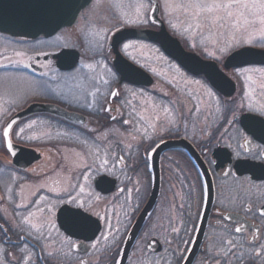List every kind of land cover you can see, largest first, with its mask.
<instances>
[{"label": "flooded vegetation", "instance_id": "obj_1", "mask_svg": "<svg viewBox=\"0 0 264 264\" xmlns=\"http://www.w3.org/2000/svg\"><path fill=\"white\" fill-rule=\"evenodd\" d=\"M105 1L124 0H92L71 27L49 38L0 33L17 51L16 60L1 65L0 72L31 78H22L28 92L18 94V105L4 98L8 109L2 130L32 105L54 106L81 118L35 112L14 123L12 143L39 155L24 169L12 163L2 139L0 264H184L188 256L191 264H264V65L226 70V56L190 50L161 16L156 0L168 33L186 51L215 62L235 91L224 98L202 76L188 74L157 45L145 42L199 84L192 91L164 90L162 69L151 62L143 68L123 53V46L135 40L124 41L118 50L152 84L120 83L110 49L113 35L125 28H158L149 17L147 25L120 26L112 14L118 11L91 9ZM145 1L150 12L152 3ZM104 32L107 43L99 36ZM42 40L56 44L38 45ZM62 51L64 56L54 57ZM138 90L150 104H159L163 122L149 124V136L134 138L132 152L122 154L117 134L129 122L121 114L136 106ZM216 98L222 105L215 104ZM89 128L99 129L101 136L108 130L110 142L92 139ZM17 130L18 136L36 132L15 140ZM89 140L102 152L85 155ZM47 157L54 162L50 168H38ZM93 166L99 171L90 176ZM98 177L108 178L99 189Z\"/></svg>", "mask_w": 264, "mask_h": 264}, {"label": "rangeland", "instance_id": "obj_2", "mask_svg": "<svg viewBox=\"0 0 264 264\" xmlns=\"http://www.w3.org/2000/svg\"><path fill=\"white\" fill-rule=\"evenodd\" d=\"M160 2L162 7L161 16L167 20L170 29L185 40L188 48L192 51L205 54L207 57L222 59L241 46H250L264 50V37L260 35V29L264 28V24L261 23L260 17L264 14H261L256 9L243 8L241 4H234L233 7L229 9V11L233 13L231 17L227 16L226 11H214L212 13L203 12L197 16V9L190 7L193 0H160ZM199 2L204 4L217 2L229 3L230 0H199ZM91 9L118 11V13L115 12L112 14L116 15L115 17H117L120 26L135 27L148 24L150 5L145 0L105 1L91 7ZM120 10L124 13H121ZM241 13H243V15H241ZM100 14L103 15L104 13ZM216 17H219V19H216L215 23H213L212 20ZM245 20H247L248 23H245ZM197 24H199V27H196ZM173 25H175V27H173ZM112 26H115V24L111 23L110 27ZM185 29H187V31ZM108 35L109 34H106V32L100 33L101 42H103L104 38V42L107 43ZM3 40L4 39L0 38V66L12 64L16 60L17 55L16 49H11V47L14 48L15 45H13V47L10 45L11 42ZM249 40H251V43L247 42ZM55 44V41L53 42L50 40H42L38 43L40 46L51 45L50 47H53ZM126 45H129V47L125 48L124 45L122 50L130 60L136 62L143 68H148L151 62L155 67L162 69L158 71V73L161 75L162 83L165 81V83L162 84L164 90L170 92L171 90H175V93H178L179 90H196V86L199 85L194 81H188L179 68L171 61H168L156 46L139 41L130 42ZM228 45H231V47H228ZM222 47L227 48V51L223 54L220 51ZM17 48H19V46ZM22 78L25 82L31 80L29 77L20 78L17 73L0 72V156L2 155V123L6 118L8 109V107L4 105V102H6L4 98L9 97L13 100L11 103L12 105H18V94L28 92V89L25 90L21 87L20 83L22 82ZM202 85L200 89L203 91L204 88ZM147 96L146 93L138 90L135 99L136 106L134 108H129L128 112L121 114L122 119L129 122V125H127V127H122L117 134L120 140V153L122 154L132 152V140L134 138H136V142H138L137 138H146L149 136L147 130L150 126L149 124H159L163 122L162 108L159 104H150ZM201 97L203 99L205 96L201 93ZM250 103L253 104L251 101L247 104L250 105ZM215 104L222 105L221 101L217 98ZM131 106L133 105L131 104ZM170 121L173 122L174 120L170 118ZM41 131V133L48 132V130ZM86 131H88L89 134L94 133V137H91L94 140L104 138L106 143L110 142L108 130L103 132V136L97 135L100 132L99 129L89 128ZM15 132V140H23L32 138V132L36 131L25 130L23 136L17 135L19 132L18 130ZM28 141L30 142V140ZM88 143L89 151H87V153L85 152V155L102 152L100 150L101 146L98 147L93 144L91 140H89ZM115 150L111 153L115 154ZM105 153L108 152L105 151ZM46 155H49V152H47ZM48 157L44 165H37L38 168H50L49 165H52L54 162H49ZM57 162L55 161V163ZM1 170L2 167H0V171ZM91 170L92 171L89 173L90 176L99 171L96 166H93Z\"/></svg>", "mask_w": 264, "mask_h": 264}, {"label": "water", "instance_id": "obj_3", "mask_svg": "<svg viewBox=\"0 0 264 264\" xmlns=\"http://www.w3.org/2000/svg\"><path fill=\"white\" fill-rule=\"evenodd\" d=\"M92 0H0V33L11 37L36 39L49 38L59 30L71 27L79 13ZM152 8L149 12V21L158 30L146 28H125L117 31L111 40L110 49L113 52V66L120 76V83H128L141 87H149L152 78L142 69L126 60L119 52L118 47L127 40H142L153 43L161 52L173 60L181 69L192 76H203L208 84L225 98H229L235 91L234 83L220 70L213 61L203 60L199 55L186 51L177 38L172 37L166 30L159 17V8L156 0H150ZM62 51L54 57L61 58ZM73 58H76L75 54ZM247 65H264V50L243 47L229 54L224 63V69L238 68ZM49 112L64 116L69 120L81 122L75 114H68L49 105H32L26 110L13 116L3 129L2 137L5 147L12 157V163L21 169L29 167L39 159V155L31 149L12 143L10 133L12 126L20 118L35 113ZM9 125L11 126L9 128ZM8 129L7 140L4 130ZM11 145V150L9 149ZM108 178L98 177L95 186L99 189L100 183ZM106 183V182H105ZM192 256H188L184 264H191Z\"/></svg>", "mask_w": 264, "mask_h": 264}, {"label": "snow or ice", "instance_id": "obj_4", "mask_svg": "<svg viewBox=\"0 0 264 264\" xmlns=\"http://www.w3.org/2000/svg\"><path fill=\"white\" fill-rule=\"evenodd\" d=\"M234 4H241L243 8H250V9H256L261 14H264V0H230L229 3H212V4H204L199 2V0H193V2L190 4V7H193L197 9L196 15L199 16L203 12L212 13L214 11H226L227 16L231 17L233 15L232 11H229L233 7ZM142 7V5H141ZM243 15V13H241ZM219 19V17L213 18L212 22L215 23V20ZM260 21L262 24H264V15H261ZM245 23H248L247 20H245ZM175 27V25H173ZM191 27V25H190ZM196 27H199V24L196 25ZM187 31V29H185ZM260 35L261 37H264V28L260 29ZM248 43H251V40L247 41ZM129 45H125V48H128ZM228 47H231V45H228ZM221 53H225L227 51V48L222 47L220 49ZM115 95V93H113ZM166 111V110H165ZM11 126L9 125V128ZM4 138L7 140L8 137V129L6 128L4 130ZM9 149L11 150V145L9 144ZM261 155H264V153H261ZM237 232L240 231L239 228L236 229Z\"/></svg>", "mask_w": 264, "mask_h": 264}]
</instances>
